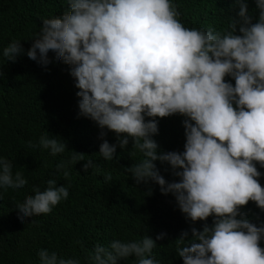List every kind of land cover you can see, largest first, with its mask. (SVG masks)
<instances>
[{
    "label": "clouds",
    "instance_id": "1",
    "mask_svg": "<svg viewBox=\"0 0 264 264\" xmlns=\"http://www.w3.org/2000/svg\"><path fill=\"white\" fill-rule=\"evenodd\" d=\"M67 4L62 17L42 20L30 49L13 41L3 56L15 62L26 55L45 70L53 63L70 66L79 89V115L101 130L99 155L112 160L117 148L125 150L131 140L143 156L129 169L137 184L159 185L193 223L215 217L203 231L192 228L191 239L188 232L177 239L187 241L177 249L183 264H264V223L258 227L240 211L249 201L264 210L259 182L264 174L256 166L264 168V0H256L255 22L246 0H236L238 18L223 33L185 28L172 0ZM176 114L186 118L185 150L160 152L153 139L159 134L157 118ZM105 129L117 134L118 143L108 142ZM39 147L52 156L68 149L62 139L47 136ZM83 156L72 151L71 161ZM157 161L169 165L179 182H167ZM91 167L94 162L88 160L84 171ZM61 168L64 162L57 165ZM105 179L111 180V174ZM26 183L20 172L13 174L11 162L0 158V189H22ZM47 185L16 205L21 224L51 213L68 198V189L57 187L56 180ZM166 236L97 244L89 264H121L129 258H135L134 264H159L150 257L156 241ZM38 256L39 264H80L44 249Z\"/></svg>",
    "mask_w": 264,
    "mask_h": 264
},
{
    "label": "trees",
    "instance_id": "2",
    "mask_svg": "<svg viewBox=\"0 0 264 264\" xmlns=\"http://www.w3.org/2000/svg\"><path fill=\"white\" fill-rule=\"evenodd\" d=\"M172 3L179 13L178 20L188 29L223 33L230 30L232 18H238L236 0ZM246 3L255 22L259 17L256 0ZM67 9V0H0V158L11 162L13 174L20 172L27 181L22 189H0V264H39L41 249L89 264L97 244L107 246L113 240L133 241L145 236L155 240L160 233L167 236L156 241L150 258L159 264H183L177 249L187 241L177 239L183 232H188L191 239L192 228L203 231L205 223L211 227L215 217L193 223L171 194L161 193L159 185L137 184L129 169L143 156L131 140L125 150L117 148L112 160L99 155L101 130L94 121L79 115V89L70 75V66L53 63L45 70L26 55L15 62L3 56V50L13 41H20L25 51L30 49V40L39 33L42 20L62 17ZM50 59L54 60L51 54ZM225 79L230 81L229 77ZM230 82L234 86L235 82ZM157 119L159 134L153 139L160 152L182 153L186 118L176 114ZM105 131L110 144L118 143L117 134ZM44 136L62 139L68 149L52 156L50 150L39 147ZM72 151L84 155L83 160L72 162ZM88 160L94 162V167L85 172ZM62 162L66 168L58 170ZM156 164L167 182H179L169 165ZM256 166L264 174V168L259 163ZM109 174L112 179L106 180ZM50 179L56 180L57 187L68 189V198L51 213L21 224L16 205L34 196L35 189L44 191ZM259 182L264 188V175ZM240 211L254 225L264 223V210L254 202L249 201ZM260 247L264 249V240ZM134 259L121 264H134Z\"/></svg>",
    "mask_w": 264,
    "mask_h": 264
}]
</instances>
